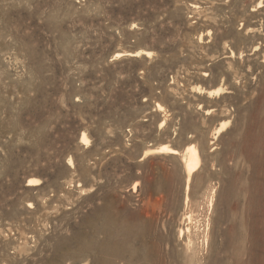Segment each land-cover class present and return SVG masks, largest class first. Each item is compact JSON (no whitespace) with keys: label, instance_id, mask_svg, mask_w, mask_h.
Returning a JSON list of instances; mask_svg holds the SVG:
<instances>
[{"label":"rangeland","instance_id":"obj_1","mask_svg":"<svg viewBox=\"0 0 264 264\" xmlns=\"http://www.w3.org/2000/svg\"><path fill=\"white\" fill-rule=\"evenodd\" d=\"M123 221L173 264H264V0H0V264Z\"/></svg>","mask_w":264,"mask_h":264},{"label":"bare ground","instance_id":"obj_2","mask_svg":"<svg viewBox=\"0 0 264 264\" xmlns=\"http://www.w3.org/2000/svg\"><path fill=\"white\" fill-rule=\"evenodd\" d=\"M133 55H138V52L133 53ZM216 91H218V89L215 90V92ZM223 128L224 125L217 128V133L222 131ZM251 129L252 126L251 128L248 126L247 133L239 134V157H237L242 163H246L247 160L251 162L252 159V150L250 151L252 148L250 146L251 143L249 146L246 145V143H249V141L251 142L252 139ZM81 141L87 142V138L84 134L81 136ZM159 150L172 154L178 153L177 150L172 149L167 145H161ZM246 154L248 155L246 156ZM182 162L186 174V183H188L190 176L199 165V153L194 145L185 147ZM110 220L108 222L109 226L112 224H110ZM188 220L190 221V217H188ZM100 223H102V221ZM100 223L98 226H90L88 232L75 236L71 240V243H68V240L61 241L60 246L58 245L62 249V251L59 252L61 254L58 256L59 263L63 262V264H65L64 261H68V264H75L77 262H83V264H173L176 261V258L180 255L179 253L176 255L172 252V256L167 255L165 258L159 243H157L156 240L150 239L145 225L133 226L131 223L123 221V224L125 223L124 226L118 231H113L112 228H109L107 223L105 225H101ZM185 231L188 232V228H186L184 232ZM181 233L182 230H180V234ZM72 243H75V245L71 247ZM185 245L186 251L181 254L180 257L184 258L185 262L191 264L194 260V254L191 249L192 241L188 238Z\"/></svg>","mask_w":264,"mask_h":264}]
</instances>
